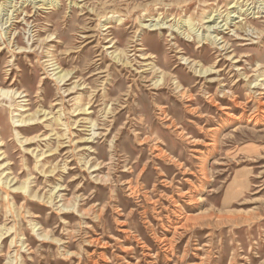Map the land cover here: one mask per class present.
Masks as SVG:
<instances>
[{"label": "rangeland", "instance_id": "obj_1", "mask_svg": "<svg viewBox=\"0 0 264 264\" xmlns=\"http://www.w3.org/2000/svg\"><path fill=\"white\" fill-rule=\"evenodd\" d=\"M39 1L0 0V264H264V0Z\"/></svg>", "mask_w": 264, "mask_h": 264}, {"label": "bare ground", "instance_id": "obj_2", "mask_svg": "<svg viewBox=\"0 0 264 264\" xmlns=\"http://www.w3.org/2000/svg\"><path fill=\"white\" fill-rule=\"evenodd\" d=\"M39 2H41V6H52L53 5V2L52 1H50V2H48L47 0H42V1H39ZM56 2V1H55ZM24 4V3H23ZM5 6V5H4ZM34 6V5H33ZM21 7V6H20ZM36 7V6H35ZM238 7V6H237ZM2 8V7H1ZM235 8V7H234ZM39 10H40V8H39ZM251 10V9H250ZM1 12V11H0ZM244 12V11H243ZM231 13H233V12H229V13H227L226 14V18L224 19V20H222V21H216L217 19H219L220 17H218L217 19H214V16H208V17H206V21H205V23L207 24V23H213V25L212 26H207L206 27V32L208 33L207 35H202V36H198V35H192V33L190 32V33H186V35H185V32L184 31H182V32H180V33H178V31H177V33L180 35V34H182L185 38H187L188 40H190L191 38L193 39V38H195V41L197 42V44H200V43H202V42H207L208 44H210V45H212V46H214V48H216V49H218V46H220V48L218 49V50H221L222 48H224L225 47V45L226 44H223L224 42L222 41V38H219L218 39V35L216 34L215 36H213L212 34H209L210 33V30H212L211 32L213 33L215 30H218V29H220V30H227L229 27H230V25H231V23L233 22V20H235V19H237V18H239V17H241L244 13H241V11H239L238 12V15L237 16H235V14L234 15H232L231 16ZM253 13V12H252ZM252 13H249L250 15L252 14ZM262 13H264V11H262ZM249 14H247V15H249ZM256 14H258V11L257 12H255V13H253V15H256ZM11 15V14H10ZM245 15V14H244ZM252 15V17H253V19H255V18H257V17H254ZM12 16V15H11ZM9 17V16H8ZM242 20H244V19H241L240 21L242 22ZM224 21V24H222L221 25V27L219 26V24L220 23H222ZM218 22V23H217ZM187 24H188V27H189V31H191L190 29L192 28V27H190L191 25H192V23H191V21H190V19H188L187 20ZM9 26V25H8ZM156 26H158V24L156 23V24H154L152 27H156ZM159 28H162V27H160V26H158V29ZM224 28V29H223ZM155 30V29H154ZM219 32H221V31H219ZM3 32L1 31L0 32V39L1 40H4L5 38H4V36H3V34H2ZM6 34V33H5ZM200 35V34H199ZM219 41H222V42H219ZM6 43H7V41H6ZM203 43V44H204ZM9 44H10V42H8V46H9ZM223 44V45H222ZM183 61H185V62H187V61H189L188 59H183ZM192 63L193 65L194 64H197V65H199L200 63H198V62H195V61H189V63ZM210 71H211V68L210 67H205V66H203V65H201V66H199L198 68H197V70L195 71L199 76H205V75H207V74H209L210 73ZM54 77H55V81H57L58 83H61L62 81H64V79L68 76V74H66V73H62L61 71H59V72H57V73H55L54 75H53ZM202 78V77H201ZM161 81V80H160ZM155 84H157V83H155ZM251 85V84H250ZM249 85V86H250ZM253 85V84H252ZM256 84H254V86H255ZM175 90H178V91H181L182 90V86H181V84L179 83V82H176L175 83ZM182 93V92H181ZM261 95V94H260ZM18 96V97H17ZM20 96V94L19 93H16V92H13L12 90L10 91V90H5V89H2V88H0V98L1 99H7V100H9V101H11V100H14V99H17V98H20L19 97ZM181 96V95H180ZM188 96V95H187ZM190 96V95H189ZM183 97H185V96H183ZM2 106V105H1ZM44 114V113H43ZM35 121V118L34 117H32V118H30V119H26V120H20L19 122H20V124L21 125H25V124H29L30 122L31 123H33ZM32 129V128H31ZM16 135V134H15ZM17 137V136H16ZM22 139H24V138H22ZM9 183L10 182H8V180H6V182L5 183H1V184H4L6 187H9ZM20 189H23V187H20ZM33 197H35V195H33ZM11 232V231H10Z\"/></svg>", "mask_w": 264, "mask_h": 264}]
</instances>
